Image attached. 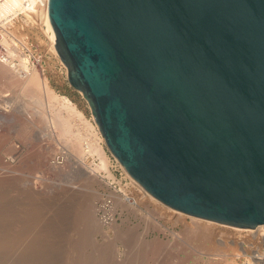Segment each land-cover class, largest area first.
<instances>
[{
  "label": "water",
  "instance_id": "95a60500",
  "mask_svg": "<svg viewBox=\"0 0 264 264\" xmlns=\"http://www.w3.org/2000/svg\"><path fill=\"white\" fill-rule=\"evenodd\" d=\"M107 147L166 206L264 225V0H49Z\"/></svg>",
  "mask_w": 264,
  "mask_h": 264
},
{
  "label": "rangeland",
  "instance_id": "374dc122",
  "mask_svg": "<svg viewBox=\"0 0 264 264\" xmlns=\"http://www.w3.org/2000/svg\"><path fill=\"white\" fill-rule=\"evenodd\" d=\"M20 25L14 26L12 31L19 34L17 27ZM9 27L0 26V43L4 37L10 40ZM26 39L34 53L31 56L15 39L19 44V54L25 52L33 65L41 59L39 69L54 90L70 97L96 123L88 101L70 85L68 68L57 52L50 48L48 36L36 27ZM1 45L4 46L3 42ZM3 48L6 49V46ZM16 92L14 87L0 82V264H246L254 255L230 257L234 254L231 246H217L211 240L202 241L192 236L184 238L185 225L198 217L177 211L181 213L179 218L182 221L175 224L170 220L171 216L157 206L160 201L151 203L143 199L137 209L121 204L119 208L124 214L123 220L105 225L99 218V204L106 194L114 193V185L119 184L121 189H126L130 182L125 177L128 173L126 169L106 145L112 162L111 171L121 183L112 184L108 179L104 181L106 183H100L91 178L93 175L87 167L76 162L75 151L66 147L48 125L40 124L36 109L25 107ZM26 127L31 133L29 137L22 135ZM94 160L88 157L87 164L91 165ZM83 194L92 195L90 205L77 202L75 197ZM89 209L93 213L85 217L84 210ZM167 209L176 211L170 207ZM93 217L107 236L88 231ZM212 223L224 228L222 232L226 238L234 237L239 230V235L235 236H244L241 239L247 241L246 246L251 244L257 249L256 254L264 257L263 241L252 236L258 228L240 229ZM131 231L140 234L137 242L127 243L132 250L120 241ZM214 233L220 234L219 231ZM109 244L117 245L118 250L110 253L107 249Z\"/></svg>",
  "mask_w": 264,
  "mask_h": 264
},
{
  "label": "bare ground",
  "instance_id": "6f19581e",
  "mask_svg": "<svg viewBox=\"0 0 264 264\" xmlns=\"http://www.w3.org/2000/svg\"><path fill=\"white\" fill-rule=\"evenodd\" d=\"M48 4L49 0H0V26H10V30L6 28L7 31H11L15 39L19 40L20 44H22L24 49L30 52L31 56L34 52L32 47L28 43L26 36L28 35V33H34V29L36 27H39L41 31L48 36V38L51 40L50 48L54 49L59 55L56 49V33L51 23ZM17 24H21L20 27H17V29L20 30L19 34H17L16 31H12L14 26H18ZM4 38H2V40H4L1 41V43L3 42V47L6 46L8 52L6 54V58H0V82L3 81L6 85L12 86L17 89L16 93L18 97L25 103V107L34 110L36 109V114L38 115V117H40L39 123H45V126L48 125V127H50L53 132L57 133L58 137L63 141L66 147H69L73 151H75L73 153L74 157L77 155L76 162L87 167V169L90 171L89 173L93 175L91 178L94 177L96 181L100 183H106L104 182L106 181V179L112 181V184L115 182L121 183V181H117V178L111 171L112 162L106 150L107 144L97 123L91 121L85 115V113L79 109L76 103H74L70 99V97L60 94L56 90H54V88L49 83L47 76L39 69V66L33 65L30 57L27 56L25 52L19 54V44L14 38L12 40H9V38L7 39V37ZM38 62L41 63V59H38ZM12 102L15 103L16 101ZM35 119H37V117ZM20 124L22 125V123ZM29 133L30 131L28 127H26L22 131L23 136L27 135V137H29ZM39 133L43 134L42 132ZM88 157H93L95 159L91 165L87 164ZM126 175L127 176L125 177L127 179H130L128 185H135L141 195L138 197V206L140 201L141 203H143V199H147L151 201V203L152 201H159L150 193H148L143 188V186H141V184H139L129 173H127ZM107 184L110 185L109 182H107ZM116 191L117 190H114V193ZM75 198L77 199V202L82 201V203H86L87 206L90 205L88 203L91 202L90 199L92 198V195L83 194L78 195ZM161 203H158L159 205L157 204V206H160L161 210L164 209V211H166L167 213V216H171L169 217L171 218L170 220L175 224H181L182 219L179 218L181 213L178 214L177 211H169V209H167L168 207L162 205ZM89 207L90 206H88L87 208ZM164 211H161L162 214H164ZM92 213L93 211L91 212L90 209L86 211L84 210L85 217L91 216ZM89 224L90 225L88 231H93L95 234H97L98 232L101 234L103 233L105 236H107V232L103 231L102 226H100L101 224L98 223V221H96L94 217L91 219ZM185 226L186 232L184 234V238H189L192 236L200 240L202 239V241L206 239L211 240L213 243L215 242L217 246H231V249L234 250V254H231L230 257L234 255L237 258L253 253L254 255L251 256V259L246 264H263L264 257L260 256V254H256L258 252L257 249L254 246H251V244L246 246L247 241L241 239H244V236H235L239 235V230H236L237 234H234V237H232V235L231 238L234 239H231L230 237H225V234L222 232V229L224 230V228H221L214 225V223L212 222L205 221L199 218H193L192 223ZM214 231H219L220 234H216L214 233ZM93 232H91V236H93ZM133 232L135 231H131L129 235L121 237L122 240L120 241H123L124 244H126L125 246L128 245L127 243H135L140 239V234H136ZM174 234L177 235L176 233ZM252 236L253 238H257V240L259 239L258 241H260L261 239L264 244V225L259 226L258 230ZM128 247L129 246H127V248ZM107 249L110 253L113 254L114 249H116L117 251L118 247L117 245L110 246L109 244V246H107ZM138 255L139 253L136 256L138 257Z\"/></svg>",
  "mask_w": 264,
  "mask_h": 264
},
{
  "label": "built area",
  "instance_id": "2783aa9c",
  "mask_svg": "<svg viewBox=\"0 0 264 264\" xmlns=\"http://www.w3.org/2000/svg\"><path fill=\"white\" fill-rule=\"evenodd\" d=\"M49 5V4H48ZM14 38L13 34L10 31V40ZM7 49L0 46V58H6ZM40 62H37V66L40 65ZM59 159V158H58ZM130 180H128L129 182ZM128 184V183H127ZM117 192L114 194H106L99 204L98 214L101 222L105 225H112L123 220V212L119 208L121 204L129 206L130 208L137 209L138 206V197L141 196L138 188L135 185H127L126 189H121L119 184L114 185Z\"/></svg>",
  "mask_w": 264,
  "mask_h": 264
}]
</instances>
